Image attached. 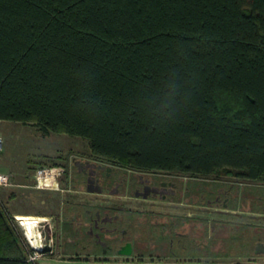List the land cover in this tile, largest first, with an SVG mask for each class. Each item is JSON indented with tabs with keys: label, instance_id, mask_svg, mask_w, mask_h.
I'll return each instance as SVG.
<instances>
[{
	"label": "trees",
	"instance_id": "16d2710c",
	"mask_svg": "<svg viewBox=\"0 0 264 264\" xmlns=\"http://www.w3.org/2000/svg\"><path fill=\"white\" fill-rule=\"evenodd\" d=\"M0 120L136 171L264 180V0H0ZM0 207V264H34Z\"/></svg>",
	"mask_w": 264,
	"mask_h": 264
},
{
	"label": "rangeland",
	"instance_id": "374dc122",
	"mask_svg": "<svg viewBox=\"0 0 264 264\" xmlns=\"http://www.w3.org/2000/svg\"><path fill=\"white\" fill-rule=\"evenodd\" d=\"M0 137L3 140L2 148L0 149V166H5L7 163L14 169L23 170V173L28 175V177L31 174L33 175V173L35 175L37 169L48 168L50 170L49 175L50 177L52 176L49 181V189H52L51 184L53 183L64 184L65 187L69 189L75 187L83 188L84 185L81 181V175L77 172L76 167H74L73 161H84L89 157L88 146L85 139L66 133L50 132L47 135H43L33 124L20 123L11 120L0 121ZM126 170L127 169H124V171ZM0 171H3V169L0 168ZM3 172L12 173L6 169H4ZM57 172L58 175L56 174ZM152 172L162 173L163 170H152ZM168 172H170L169 174L172 178L178 182L179 186L189 190L198 191L196 196H191L189 198L191 202L196 201V203H200L201 200L204 202L208 199H213V194L211 195V192L209 193L207 191L216 189V186L219 184L216 183L215 179L223 177V174H220V177L219 175L190 176L176 171ZM56 177H59V181H53ZM31 183L32 180L28 186L29 188H27L28 190H24L25 188H22V190L20 188L21 190L18 194L20 195L19 197L21 200L15 207L16 210L21 212L43 213L37 217L30 216L31 218H37L40 220L39 229L42 236H39L37 240L39 250L41 251L36 252L27 241L23 230L15 219V216L11 215L7 203L8 201L3 204L0 200V207L6 216L10 215L8 220H10L9 222L17 229L21 237L24 239L25 244L29 249L28 258L34 264H36V259L39 257L47 255L52 251H58L59 246H64L65 250H77L83 252L87 251V247L90 248L91 246H94L95 251L103 252L107 249V252H112L117 248L114 241L118 243V245L124 241L135 243L143 242L145 243L144 245L153 242L155 244L152 245V248L156 247L159 243L165 242V247L181 252L184 247L189 249V242L192 241V245H196L195 247L193 246L194 248L204 252L205 248L209 251L216 249L221 244L222 238L220 237L227 236V233L223 235L222 230H219L218 233L211 230L210 225L207 226L206 223H174L170 228L168 227L169 225L157 226L155 223H139V227L136 226L137 223H133L132 227H130L129 223H106L102 229L95 226H87L88 223H59L60 220L73 219L71 217H75L74 219L76 220H85L87 214L86 210L84 211L85 208H89L91 212H93V209L97 208L100 209V211L108 213V215H115L118 219L124 218L126 220L172 219L195 221L205 220V218L198 216V213H202L200 210H196L198 212H195L196 215L193 216H188L186 213L157 214L155 213L156 211H159L156 205L159 203L157 200L142 201L145 203V208H143V206L139 208L137 204L121 201L119 197L113 194H108L106 192L102 194H88L84 191L65 195V201H71V203H63L60 206L61 213H59V209L54 203H49L48 208L43 205H38L37 202L39 201V196L37 195H30L28 199L22 196L23 191H33L30 189ZM180 194L183 195L182 193H178L176 199L185 198L184 195L180 196ZM6 196H9L7 192ZM132 199L133 198H131V200ZM162 205L165 206L167 204ZM230 206H232L231 203ZM165 207L160 210L164 211ZM138 208L145 212H131L138 210ZM185 225H188V227L191 228V230L190 228L186 229L190 234L186 237L179 236V234H185ZM109 227H112V231L107 230ZM68 238L69 241L67 242ZM96 238H101V241L105 242V244H103V242H97ZM170 239L173 240L172 247L170 246ZM228 240L232 241V239ZM227 243L229 244L230 241H227L226 245ZM43 244L45 246L42 250L41 247ZM232 246L236 247V244H232ZM213 252L214 251L211 253ZM31 257L34 258L31 259ZM248 260V258H238L236 262L241 264L240 261Z\"/></svg>",
	"mask_w": 264,
	"mask_h": 264
},
{
	"label": "crops",
	"instance_id": "0c3cea01",
	"mask_svg": "<svg viewBox=\"0 0 264 264\" xmlns=\"http://www.w3.org/2000/svg\"><path fill=\"white\" fill-rule=\"evenodd\" d=\"M0 168L3 171L6 169L12 172V185L9 187H0V200L3 204L8 201L7 203L13 216L27 215L29 217H37L43 214L16 210L15 206L21 200L18 193L22 188L28 190L27 188H29L28 186L31 180L30 189L33 191H23L22 196L28 199L30 195H37L39 196L38 205H43L48 208L49 203H54L58 207L59 213H61L60 206L63 203H71V201H65V195L84 191L82 187L69 189L64 184L59 183L51 184L52 189H49L47 186L36 187L34 173L28 177V175L23 173V170L14 169L7 163L5 166H0ZM57 180L59 181V177L53 181ZM215 180L219 185L216 186V189L207 191L209 193L211 192V195L213 194V199H208L204 202L201 200L200 203H196V201L191 202L189 198L196 196L198 191L185 188L182 192L185 198L176 199L175 197L173 200H159V203L156 204L159 210L155 212L157 214L186 213L188 216H193L196 215L195 212H198L196 210H200L202 213H198V216L205 218V220H126L122 218L118 222L112 223H129L130 227H132L133 223H137L136 226L138 227L140 226L139 223H155L157 226L169 225V228L174 223H206L216 233L219 230L223 231V235L227 233L226 237H220L222 238L221 244L216 249L209 251L205 248L204 252H202L194 248L196 245H192V241L189 242V249L184 247L181 252L165 247V242L159 243L156 247L152 248V245L155 244L153 242L144 245L145 243L143 242L135 243L124 241L118 245L114 241L117 248L112 252H107V249L103 252H98L95 251L94 246L87 247V251L84 252L65 250L64 246H59L58 251H52L36 259V264H238L236 262L238 258L249 259L248 261H240L241 264H264V180L244 179L228 174H223V177ZM47 185H50V182H47ZM6 192L9 198L6 196ZM84 192L97 194V192L89 189H86ZM183 195L180 194V196ZM132 200L130 198L126 203L132 202L137 204L139 208L142 206L145 208V205L140 199L135 198ZM230 203L232 206H230ZM162 204H167L165 206L168 207ZM163 207H165V210H160ZM139 208L131 212H145ZM85 210L87 213L85 220L95 211L99 212V214L106 213L97 208L93 209V212L89 208H85ZM61 222L62 220L59 223ZM189 228L188 225H185V234H179V236H188L190 232H187L188 230L186 229ZM228 239H232V241ZM68 241L69 238L67 239ZM227 241H230V243L226 245ZM232 244H236L237 248L232 246ZM172 245L173 240L170 239V246L172 247ZM205 251L209 252L207 253ZM212 251L214 252L211 253Z\"/></svg>",
	"mask_w": 264,
	"mask_h": 264
},
{
	"label": "flooded vegetation",
	"instance_id": "af4514ba",
	"mask_svg": "<svg viewBox=\"0 0 264 264\" xmlns=\"http://www.w3.org/2000/svg\"><path fill=\"white\" fill-rule=\"evenodd\" d=\"M74 167L81 175L83 190L89 189L97 194L108 193L127 202L128 199H140L141 201L173 200L178 193L185 188L179 186L168 171L156 173L152 171L126 170L101 164L93 159L86 158L84 161L74 160ZM145 204L144 202H142ZM62 220L61 223H88L87 226L103 228L104 224L118 222L121 219L107 213L99 214L95 211L87 220L74 219ZM168 224V223H167ZM112 231V227L107 228ZM97 242L101 238H96ZM105 244V242H103Z\"/></svg>",
	"mask_w": 264,
	"mask_h": 264
},
{
	"label": "bare ground",
	"instance_id": "6f19581e",
	"mask_svg": "<svg viewBox=\"0 0 264 264\" xmlns=\"http://www.w3.org/2000/svg\"><path fill=\"white\" fill-rule=\"evenodd\" d=\"M15 219L17 220L19 226L24 232V235L31 245V247L36 251H41L39 250V245H38V237L42 236L41 231L39 229V223L40 220L37 218H31L29 216H24V215H16ZM44 244L42 245L41 249H43Z\"/></svg>",
	"mask_w": 264,
	"mask_h": 264
},
{
	"label": "built area",
	"instance_id": "2783aa9c",
	"mask_svg": "<svg viewBox=\"0 0 264 264\" xmlns=\"http://www.w3.org/2000/svg\"><path fill=\"white\" fill-rule=\"evenodd\" d=\"M3 140L0 137V149L2 148ZM50 170L48 168H40L37 169L35 173V186L36 187H50V185H47V182H49L51 179L49 172ZM58 175V172L56 173ZM56 176V175H54ZM57 178V177H56ZM12 185L11 181V174L7 172L0 171V187H8ZM45 246V245H44ZM43 250V249H42ZM34 257H31L33 259Z\"/></svg>",
	"mask_w": 264,
	"mask_h": 264
}]
</instances>
